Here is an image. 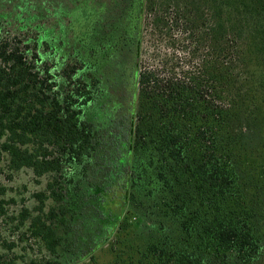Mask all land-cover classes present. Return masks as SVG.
<instances>
[{"label": "trees", "instance_id": "obj_1", "mask_svg": "<svg viewBox=\"0 0 264 264\" xmlns=\"http://www.w3.org/2000/svg\"><path fill=\"white\" fill-rule=\"evenodd\" d=\"M143 7L144 21L141 3L125 1L117 25L101 23L74 43L62 37L68 50L58 76L43 57L29 59L19 42L0 38V153L10 170L56 175L34 195L37 214L23 211L21 224L29 220L31 237L52 256L76 247L67 236L83 189L63 170L116 176L117 133L85 111L104 94L105 66L133 54L122 205L140 232L121 251L110 247L112 263L256 264L263 240L251 173L264 166V0H145ZM256 116L258 158L237 131ZM45 200L57 205L45 212Z\"/></svg>", "mask_w": 264, "mask_h": 264}, {"label": "rangeland", "instance_id": "obj_2", "mask_svg": "<svg viewBox=\"0 0 264 264\" xmlns=\"http://www.w3.org/2000/svg\"><path fill=\"white\" fill-rule=\"evenodd\" d=\"M125 1L141 3V19L144 21L145 0H0V38L13 45L19 42L29 59L33 58L32 54L34 57H43L48 67H52L54 75L58 76L62 73L59 65L68 50L60 42L62 37L66 38V43H74L75 37H93L99 32L101 23L111 27L117 25L115 21L120 19ZM134 63L133 54L110 61L104 69V94L94 106H89L85 111L90 120L105 128L111 124L113 133H117L115 138L120 143L112 150V159H116V176L110 174L109 177H94L90 174L84 177L79 176L77 169L63 170L67 175L65 179L74 175V181L79 182L83 189L76 208L79 216L73 231L67 236L71 246H76L72 252L63 254L59 249L57 254L50 255L38 239L31 237L28 231L29 220L21 224L20 215L23 211L32 216L37 214L39 202L34 195L46 191L47 182L56 175L46 174L37 178L28 168L10 170L7 155L0 153V264L42 261H55L59 264H113L110 247L114 246L118 251L122 244L137 242L134 238L140 230L132 218L123 215L126 208L122 205V184L128 159V131L133 119ZM72 71L73 68L68 67L65 73ZM241 125L237 130L244 143L241 146L258 158L261 118L256 116L247 122L243 121ZM246 165L250 166L249 163ZM256 165L251 175H258V181L252 193L257 198L258 229L263 240V253L256 264H264V166ZM107 170L103 175L108 174ZM52 205L56 206L57 203L45 200L44 211ZM85 206L89 207L88 210ZM118 229L120 234H117Z\"/></svg>", "mask_w": 264, "mask_h": 264}]
</instances>
